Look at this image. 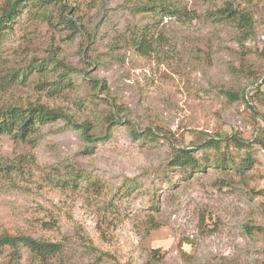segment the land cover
Here are the masks:
<instances>
[{
    "label": "rangeland",
    "instance_id": "374dc122",
    "mask_svg": "<svg viewBox=\"0 0 264 264\" xmlns=\"http://www.w3.org/2000/svg\"><path fill=\"white\" fill-rule=\"evenodd\" d=\"M61 1L2 30L0 106L62 108L95 140L65 119L0 135V235L62 243L47 264H264V0H65L79 31ZM233 134L234 167L201 146ZM182 147L203 168L172 166ZM13 253L0 244V264H41Z\"/></svg>",
    "mask_w": 264,
    "mask_h": 264
},
{
    "label": "trees",
    "instance_id": "16d2710c",
    "mask_svg": "<svg viewBox=\"0 0 264 264\" xmlns=\"http://www.w3.org/2000/svg\"><path fill=\"white\" fill-rule=\"evenodd\" d=\"M28 1L29 0H4L2 2L0 5V35L3 29L9 28L11 24L16 22V19L22 12V8L25 7L26 2ZM61 2L63 10L60 14L59 22L66 24L67 27L73 31H79L80 26L77 21L72 16H69L67 11H64L68 10V12H70L69 5L65 0H62ZM226 5V7L219 10V13H221L224 18L236 23L238 27L246 33V30L252 27V17L249 13H245L244 10L235 8L230 1H228ZM49 19H51V17ZM3 80L4 85H10L9 83L12 79L4 77ZM255 82L257 81H253V84ZM257 89L260 90V87ZM224 92L231 98H238V95L234 91L224 89ZM244 99L251 107L245 95ZM114 118L115 117H112L111 123H116L117 120ZM57 119H65L73 128L81 129L87 140L92 142L95 140L94 135L91 134L90 131L92 126L88 121L77 122L62 108L50 107L44 103H29L26 106L15 104L0 106V135L8 134L17 141L32 142L35 138H32V135L38 133L42 124ZM134 134L136 136L139 135L137 131H134ZM101 138L103 137H98V139ZM257 142L264 143L263 141ZM222 143H226L225 147H227V149L231 143L236 147L243 149L248 147V142L235 134L231 136L216 135V137L204 138V142L201 146L204 148L215 149L218 155L215 158L216 163L234 167L236 164L235 160H233V158H228L225 152L222 153ZM251 160V157H248L244 159V162L251 164ZM171 165L193 170L203 168V163L194 154V150L184 147L174 149L171 158ZM0 244L11 246L16 252L13 253L14 255H17L19 249L22 246H25L30 251L32 257L41 264H47L50 258L58 255L63 249V245L60 242L38 239L26 235H10L8 233L0 235Z\"/></svg>",
    "mask_w": 264,
    "mask_h": 264
}]
</instances>
